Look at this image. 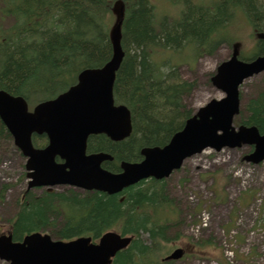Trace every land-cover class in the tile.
I'll use <instances>...</instances> for the list:
<instances>
[{
    "label": "trees",
    "instance_id": "obj_1",
    "mask_svg": "<svg viewBox=\"0 0 264 264\" xmlns=\"http://www.w3.org/2000/svg\"><path fill=\"white\" fill-rule=\"evenodd\" d=\"M117 1L124 5V58L113 97L130 110L132 134L120 143L103 135L91 137L87 146L88 153L113 158L104 166L111 172L119 170L120 162L138 161L142 148L166 145L193 113L185 109L183 98L195 84L182 80L168 63H158L160 55L189 49L197 58L214 54L221 45L231 46L241 12L264 31L263 0H166L180 6L176 17L158 16L149 0H1L0 15L11 25L0 27V90L35 104L67 90L81 70L102 67L112 54L108 16ZM255 52L250 59L261 55L264 45L258 43ZM162 66L168 67L167 74ZM237 119L264 133V77ZM8 146L13 150L0 122V161ZM9 189L0 186L1 201ZM37 191H23L15 201L14 240L37 231L48 232L54 240H96L115 229L133 239L112 264H175L161 261L167 253L160 243H166L171 229L165 180L142 181L111 196L72 189Z\"/></svg>",
    "mask_w": 264,
    "mask_h": 264
},
{
    "label": "water",
    "instance_id": "obj_2",
    "mask_svg": "<svg viewBox=\"0 0 264 264\" xmlns=\"http://www.w3.org/2000/svg\"><path fill=\"white\" fill-rule=\"evenodd\" d=\"M116 22L110 32L112 57L99 69H86L77 76V83L55 99L38 104L33 112L21 97L0 91V121L7 128L14 145L27 158L28 189L70 186L115 195L146 179L163 180L181 168L183 162L206 149L253 146L245 161H264V134L255 126H239L233 119L239 114V87L244 80L264 73V55L250 62L239 59L238 44L231 57L222 62L211 78L213 87L224 93L220 100H211L188 118L182 129L172 135L163 147H145L138 163L122 162L121 172L110 173L101 164L111 161L109 154L86 156V142L91 135H105L112 142L127 139L132 132L129 110L115 106L112 89L115 74L124 57L121 48L123 7L114 6ZM257 38L264 43V33ZM46 134L48 145L36 150L32 134ZM63 162L57 164L55 158ZM130 238L115 233L103 235L98 245L90 238L69 242L54 241L49 235L33 233L22 242L13 243L11 236L0 237V260L9 264H111L112 258L125 249ZM181 249L165 260H179Z\"/></svg>",
    "mask_w": 264,
    "mask_h": 264
},
{
    "label": "rangeland",
    "instance_id": "obj_3",
    "mask_svg": "<svg viewBox=\"0 0 264 264\" xmlns=\"http://www.w3.org/2000/svg\"><path fill=\"white\" fill-rule=\"evenodd\" d=\"M149 1L158 16L176 17L179 12L180 6L172 7L166 0ZM237 15L235 28L232 29L236 39L231 42H240V53L248 56L257 48L258 41L253 35L250 18L246 17L244 12ZM108 20L111 24L110 13ZM10 25L11 21L0 15V27L8 28ZM230 55L231 46L221 45L212 55L195 58L192 51L182 49L173 53L166 52L160 55L157 61L173 66L182 80L195 84L193 91L183 98L185 109L195 112L210 100H219L224 96L212 86L210 78L216 67ZM161 70L166 74L169 72L167 66H162ZM263 77L264 74H261L244 81L240 88L241 109ZM233 125L238 126L235 121ZM37 144L44 145V141L39 140ZM249 151L248 147L224 149L219 154L211 152L202 157H194L186 160L181 170L165 180L170 200V208L168 206L169 210H166L170 218L167 225L171 229L166 243L160 244L167 254L176 248L184 250V257L175 264H225L223 246L236 247V264H264V238L261 232L254 231L256 226L264 230V162L253 167L242 162ZM3 153L4 158L0 161V186L7 184L10 189L4 199L0 200V235L11 231L16 213L15 201L27 188V181L21 180L25 161L9 146ZM238 175L239 177H236ZM67 190L69 189H54L57 193ZM74 191L78 194L85 193ZM215 193L220 202L216 201ZM260 193L263 194V202L258 215H254L253 205L257 194ZM246 197L247 203H244ZM202 209L208 211L212 217L206 228L196 232L198 213ZM235 226L237 229L236 232L233 231V236L237 238L229 239L227 232L235 230ZM145 238L146 235L143 239ZM0 264L6 263L0 261Z\"/></svg>",
    "mask_w": 264,
    "mask_h": 264
},
{
    "label": "built area",
    "instance_id": "obj_4",
    "mask_svg": "<svg viewBox=\"0 0 264 264\" xmlns=\"http://www.w3.org/2000/svg\"><path fill=\"white\" fill-rule=\"evenodd\" d=\"M202 221H203V225L205 226L206 225L207 218L205 216H203Z\"/></svg>",
    "mask_w": 264,
    "mask_h": 264
}]
</instances>
